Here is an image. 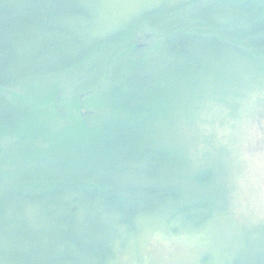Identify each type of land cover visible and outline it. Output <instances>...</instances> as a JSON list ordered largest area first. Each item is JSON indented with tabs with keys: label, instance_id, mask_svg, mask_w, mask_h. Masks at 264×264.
Segmentation results:
<instances>
[{
	"label": "trees",
	"instance_id": "16d2710c",
	"mask_svg": "<svg viewBox=\"0 0 264 264\" xmlns=\"http://www.w3.org/2000/svg\"><path fill=\"white\" fill-rule=\"evenodd\" d=\"M110 2L0 0V264H113L148 215L187 216L196 231L228 221L180 123L213 88L264 74V0H159L116 23ZM61 100L97 112L45 135L31 111ZM39 143L67 159L22 179ZM76 143L93 149L80 158ZM260 236L240 229L235 245L222 238L229 256L206 258L264 264Z\"/></svg>",
	"mask_w": 264,
	"mask_h": 264
},
{
	"label": "rangeland",
	"instance_id": "374dc122",
	"mask_svg": "<svg viewBox=\"0 0 264 264\" xmlns=\"http://www.w3.org/2000/svg\"><path fill=\"white\" fill-rule=\"evenodd\" d=\"M157 1L111 0L110 17L116 23ZM247 78L241 83L236 82L237 86L213 88L209 91L212 94L210 100L207 97L194 120L188 124L186 121L180 123V129L190 130L183 142L192 161L214 171L213 184L220 196L213 197L212 201L228 221H222L220 217L221 220L213 221L210 228L196 231V228L188 227L187 216L178 215L179 220L170 221L166 214L146 213L143 216L148 217L138 221L126 246L119 250L118 245L116 253L118 250L119 253L113 264H213V259L206 255L215 258L223 251L226 257L229 256L228 246L222 238L235 245L238 242L232 236L240 229L244 230L249 243H256L258 236L264 234V74ZM35 83L45 84L46 81ZM69 104V101L61 100L32 109L31 113L45 135L48 130L50 133L58 130L60 123L75 122L82 109L83 116L97 112L88 104H83L80 109ZM107 112L111 113V108ZM39 145L33 151L34 155L20 159L22 179L37 170L39 163L67 159L63 144ZM73 146H77L73 151L82 152L76 154L79 157L93 149L80 143ZM3 161L0 158V163ZM196 189L191 187L190 190ZM176 226L179 231L171 230ZM242 245L239 252L248 249L246 242Z\"/></svg>",
	"mask_w": 264,
	"mask_h": 264
}]
</instances>
